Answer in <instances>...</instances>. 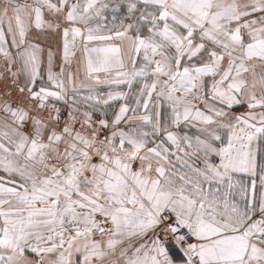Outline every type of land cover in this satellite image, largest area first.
Wrapping results in <instances>:
<instances>
[{
	"label": "snow or ice",
	"instance_id": "6c2138e0",
	"mask_svg": "<svg viewBox=\"0 0 264 264\" xmlns=\"http://www.w3.org/2000/svg\"><path fill=\"white\" fill-rule=\"evenodd\" d=\"M0 264H264V0H0Z\"/></svg>",
	"mask_w": 264,
	"mask_h": 264
}]
</instances>
